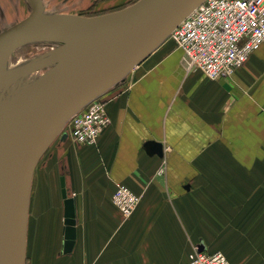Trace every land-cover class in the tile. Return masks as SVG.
<instances>
[{
    "label": "crops",
    "instance_id": "0c3cea01",
    "mask_svg": "<svg viewBox=\"0 0 264 264\" xmlns=\"http://www.w3.org/2000/svg\"><path fill=\"white\" fill-rule=\"evenodd\" d=\"M31 10L29 0H0V33ZM165 40L107 94L110 123L96 144L60 146L48 157L31 229L26 220L32 264H186L193 245L221 251L231 263L258 221L264 264V164L254 197L259 220L247 211L254 199L237 176L248 172L247 162L264 163V43L231 74L211 80ZM59 156L75 210L76 236L64 254L63 198L49 186ZM117 184L140 196L127 217L111 199ZM221 223L223 245L213 242Z\"/></svg>",
    "mask_w": 264,
    "mask_h": 264
},
{
    "label": "water",
    "instance_id": "95a60500",
    "mask_svg": "<svg viewBox=\"0 0 264 264\" xmlns=\"http://www.w3.org/2000/svg\"><path fill=\"white\" fill-rule=\"evenodd\" d=\"M201 1L141 0L119 13L89 18L43 14L41 0H30L31 13L0 33V90L23 75L53 67L44 82L20 92L0 113V264H24L30 180L40 153L74 113L123 79ZM36 41L59 46L31 63L3 70L12 51ZM61 192L68 251L76 236L74 200L64 187Z\"/></svg>",
    "mask_w": 264,
    "mask_h": 264
},
{
    "label": "built area",
    "instance_id": "2783aa9c",
    "mask_svg": "<svg viewBox=\"0 0 264 264\" xmlns=\"http://www.w3.org/2000/svg\"><path fill=\"white\" fill-rule=\"evenodd\" d=\"M189 69L208 79L229 75L264 43V0H202L171 31ZM106 99L97 96L68 120L69 134L80 144H94L110 122ZM160 167L158 174L163 173ZM120 213L129 216L140 196L117 184L111 196ZM186 264H231L221 251L193 245Z\"/></svg>",
    "mask_w": 264,
    "mask_h": 264
},
{
    "label": "rangeland",
    "instance_id": "374dc122",
    "mask_svg": "<svg viewBox=\"0 0 264 264\" xmlns=\"http://www.w3.org/2000/svg\"><path fill=\"white\" fill-rule=\"evenodd\" d=\"M140 1L141 0H72V1L71 0H46V2L44 1V3H45L46 12L50 14L62 13V14H72L77 17L101 18V17L110 16V15L119 13L121 11H124L136 5ZM41 10H42V7H41ZM42 13L45 14L44 9L42 10ZM165 41H172L176 46V43L171 36H168L167 40ZM57 46H59L58 43L46 42V41H36V42L26 43L22 46H19L18 48H16L14 51H12L8 55L6 60L3 62L2 68L3 70L8 71L14 68H18L22 64L31 63L34 60L40 58L41 55L44 54L45 52L50 51L51 49H54ZM51 68L52 67H45L40 70L34 71L32 73L23 75L19 77L20 79H18L13 84L11 82L10 83L12 84L11 86L10 84H8L5 87L7 89L3 92L2 96L0 97V113L2 112L4 106L10 100L15 98L20 92H26L32 89L34 86H36L42 80V78L46 77V75L49 73ZM129 74L126 75L118 83H116L114 86H111L108 90H106L99 96H102L104 99H107V96H108L107 94L113 88L120 85L124 81L125 83L127 82L126 80H128ZM69 136L70 134H69L68 121H67L64 124V126L61 128V130L55 135V137L53 138V141L50 144V147L45 152V154L42 156V158L40 159L37 165V170L35 172L31 188L29 187L28 203H27V210H26V216H25L26 220L28 219V222H29L28 223L29 229H31V226H32L34 205H39V202L43 201L42 197L44 195L41 196V194L39 193L40 185L41 183L43 184V179L42 178L40 179V176L42 174V170L47 168L46 165L48 162V157L51 156V158H53V153L60 146L67 145L66 147H72L71 146L72 143L76 145H81L80 143H77L75 140H73L71 136L70 137ZM95 144L96 143L83 144V145L92 146ZM58 158H60L59 159L60 161L58 162L56 160L55 161L56 166L53 167V174L54 175L56 174L57 176L52 177V180L50 181L51 183L49 186L56 185V187L61 189L62 187L65 188V184H66L65 177H64L65 171L64 169H62V164L64 162L62 161V157L59 156ZM247 164H248L247 165L248 172L244 173L243 170L242 172L238 171L237 176H239L240 180L242 181V183L240 182L241 186L243 187L247 186V188L243 190H248V192H246V195L248 194L249 200L252 198L254 199L252 203L251 202L249 203L250 206L248 205L247 211L249 213L252 212V215L256 217L257 220H259V199H256L254 197L256 195L259 197V170L262 172L261 168H262V164L264 163L259 162V161H251V162H247ZM54 170H55V173H54ZM263 173H264V170H263ZM46 184H48V181ZM61 197H62V192H61ZM251 204L254 206H251ZM260 218L264 220L262 216H260ZM216 227L217 229H219V231L215 232V237H214L215 241L213 242L218 243L219 245H223L224 240L222 237H223L224 226L221 223V225L218 224ZM250 230L254 232L245 233L246 235L243 236V238L240 241H238L241 254L236 257L233 256V253L232 255L229 254L230 255L229 259L232 264H259V239L255 241L256 239L255 233L259 232V221L253 227H251ZM28 235L30 238V233H28ZM60 251L63 254L67 252L64 244L61 247ZM232 251L233 249L230 250V252ZM29 252L30 251L28 250L27 242H25L24 264H32V259L30 257Z\"/></svg>",
    "mask_w": 264,
    "mask_h": 264
},
{
    "label": "bare ground",
    "instance_id": "6f19581e",
    "mask_svg": "<svg viewBox=\"0 0 264 264\" xmlns=\"http://www.w3.org/2000/svg\"><path fill=\"white\" fill-rule=\"evenodd\" d=\"M29 1H30V0H29ZM71 1H72V0H71ZM31 4H32V3H31ZM32 8H33V7H32ZM63 30L66 31V32H69V33H71V34H73V35H75L73 32H71V30H70L69 28H63ZM168 36H170V34H169ZM168 36H167V37H168ZM167 37H166L165 39H167ZM165 39H164V40H165ZM164 40H163V41H164ZM163 41H162V42H163ZM162 42H161V43H162ZM161 43H159V44H161ZM159 44H158V45H159ZM158 45H157V46H158ZM157 46H156V47H157ZM156 47H155V48H156ZM155 48H154V49H155ZM154 49H153V50H154ZM153 50H152V51H153ZM152 51H151V52H152ZM151 52H150V53H151ZM150 53H148L146 56H148ZM146 56H145V57H146ZM145 57H144V58H145ZM144 58H143V59H144ZM143 59H142V60H143ZM142 60H141V61H142ZM141 61H139L136 65H138ZM25 64H26V63H25ZM22 65H23V64H22ZM136 65H135V66H136ZM20 66H21V65H20ZM135 66H134V67H135ZM134 67H133V68H134ZM52 68H53V67H52ZM52 68H51V70H52ZM133 68H132V69H133ZM132 69H130L127 73H129ZM51 70H50L49 73L46 75V77L42 80V82H44V80L47 79V78L49 77V75H51V72H52ZM127 73H126V74H127ZM18 79H20V78L15 79V80L12 82V84H13L14 82H16ZM12 84H10V86H11ZM6 89H7V88H4V89L0 90V97L2 96L3 92H4ZM100 95H101V94H100ZM43 151H44V150H43ZM43 151H42V152H43ZM42 152L40 153V155L42 154ZM40 155H39V157H40ZM39 157H38V159H39ZM38 159H37V160H38ZM36 162H37V161H36ZM35 164H36V163H35ZM34 166H35V165H34ZM33 169H34V168H33ZM26 210H27V209H26ZM25 229H26V217H25ZM24 257H25V233H24Z\"/></svg>",
    "mask_w": 264,
    "mask_h": 264
}]
</instances>
